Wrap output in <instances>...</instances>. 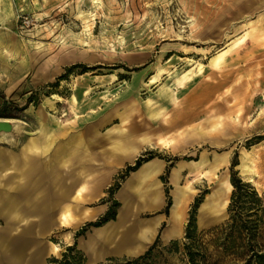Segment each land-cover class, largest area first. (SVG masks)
Segmentation results:
<instances>
[{
	"label": "rangeland",
	"instance_id": "1",
	"mask_svg": "<svg viewBox=\"0 0 264 264\" xmlns=\"http://www.w3.org/2000/svg\"><path fill=\"white\" fill-rule=\"evenodd\" d=\"M246 32V42L236 45L235 39ZM226 48L234 49L220 68L207 66L177 88L174 75L208 64ZM157 75L158 82L150 85ZM165 89L174 91V100L161 95ZM152 111L158 113L152 116ZM0 123V133L14 132L16 138L0 146L17 154L19 162L26 146L35 145L31 154L36 167L18 164V170L33 173L34 195H43L44 205L49 204L50 222L33 223L35 232L43 233L28 245L34 251L44 249L43 264L63 258L79 240H94L93 227L78 232L116 202V218L107 221L108 259L91 263L81 251L84 264H113L144 254L158 235L159 222L161 232L170 225L165 189L173 205V170L203 158L208 164L203 170L209 169L223 156L226 163L203 179L187 166L179 185L192 186L195 193L187 203L181 234L167 238L163 233L165 240L176 237L165 242L160 232L148 262L186 264L190 222L196 226V245L217 259L222 256L216 248L219 230L230 222L233 188L221 195V201L229 200L223 211L211 210L201 219L200 208L221 190L225 178L231 182L234 172L249 182L239 167L245 156L255 161L259 185L249 183L264 199V0H0ZM138 124L144 128L135 132V140L148 134L172 147L154 142L133 160L105 159L104 149L120 138L117 130ZM149 154L156 156L155 164L167 165L160 176H152L156 202L144 205L132 183L139 169L122 176L128 165ZM59 182L66 189L83 185L81 199L67 202L78 211L80 205L102 209L97 217L76 228L62 226L58 213L63 202L56 206L54 200ZM142 222L151 226L149 240L135 236L128 241ZM100 256L96 249L91 259Z\"/></svg>",
	"mask_w": 264,
	"mask_h": 264
},
{
	"label": "crops",
	"instance_id": "2",
	"mask_svg": "<svg viewBox=\"0 0 264 264\" xmlns=\"http://www.w3.org/2000/svg\"><path fill=\"white\" fill-rule=\"evenodd\" d=\"M226 49H228L229 53H227V57L225 61L219 67L215 68L211 66L210 60L206 65L208 67L215 69L220 68L226 62L228 56L230 55L231 51L234 48L232 50L231 48H226ZM139 128H144V127L140 126V124H138V126H133L131 130L130 129L127 130V134H126L127 136L119 138L120 141L121 140L126 141L127 138L128 141H130L135 147L139 148V150L131 156H126V155L114 156L113 158L115 159L116 163H120L124 160H133L146 147H151L154 144V142L156 144H165L164 146H167V142L164 139L159 138L158 140L154 141L153 138L148 134L140 135L135 140L134 134L139 130ZM112 145L113 143L111 144V146ZM28 146H26V148L24 149V153L20 162L18 161L17 154L12 153V151L8 153V151L5 150L4 147L0 146V264H43L44 249L37 247V249L34 251V247L28 245L29 242L30 243L33 242L35 234H37L36 237L39 238V235L43 233V230H41L38 233L35 232L33 223L41 222V225H43V222H50L49 204L47 201L46 206L44 205L43 195H40L38 193L36 196L34 195L33 181L32 179H29L32 178L33 173L32 172L30 173L27 170H20V171L18 170L19 165L22 168H26V166L28 165H31L33 168L36 167V164L33 160V156L31 154V152H33L34 149L30 150ZM107 150H109V148L104 149L103 151V156L105 159L110 158L108 157L109 155L108 156L104 155L107 153ZM155 162L156 159L151 160L150 162L144 163L139 168L138 172L133 176L132 179L133 189H135L136 181H138L139 178L141 179L147 178L149 180L147 182L154 183L152 181V176L158 177L165 171L167 165L165 161H164L165 164L163 165L161 164L157 165L155 164ZM224 163H226V159L223 156L216 157L215 161L211 164L209 169H205V170H203L204 167L208 166L205 158H203L199 162L190 165H187L185 163H180L173 170L172 179L176 184L178 180L177 175H179V170L182 176L183 172L187 169V166H189L190 170L193 169V171L199 172L200 177H202L200 179H203L209 176L210 174L214 173ZM181 165L182 168L180 167ZM228 182L231 184L229 179ZM145 184L146 183H143L142 186L145 187ZM59 185H61L60 182ZM154 187H156V185ZM192 188L194 189V187ZM155 190L157 192L156 188ZM174 191H173V205L171 207L170 225H168V223L166 222L168 227L167 229L161 232L160 230L163 225L161 222H159L156 229L158 235L161 232V239L163 237V233H165V237L170 238L173 236L180 235L182 231L183 222H184L183 216L185 214L186 207L183 210L182 220L180 222L173 221L172 214L174 209ZM231 191L229 192V194L231 193ZM194 193L195 192L191 194L189 200L191 199ZM72 196L73 195L71 194V197ZM71 197H69L67 200H72L74 198ZM75 198H80V197L76 196ZM67 200L63 202V205L61 204L62 207L60 208V212L58 213L62 226L76 228L86 220L95 219L98 213L102 210V209L98 210L90 206L82 207L80 205L78 211L74 209V207L71 206V203L67 202ZM189 200H187V203ZM155 202L156 201L153 202L149 200L146 201V203L145 202L144 203L140 202V203L144 205H149V204H154ZM205 202L203 203V205L205 204ZM59 204L60 203L55 205L58 206ZM108 224L110 225V223H107L103 226L92 228V231L94 230L93 235H96L94 236V240H92V238L90 237H87L86 239H83V241L81 240L77 241V248L85 254L87 260L91 263H99L108 259V257H106L107 256L106 248L108 244L111 242L109 232L107 230L109 227ZM104 228H106V230H102ZM151 230L152 229L149 223L142 222L138 224L137 230L133 231L130 234L128 241H131L135 236L143 237L146 238V240L147 239L149 240L150 238L149 235L151 233ZM68 235L69 233H66L65 236ZM158 235H156L153 241L147 245V249L156 241ZM162 240L165 242L171 241V240H165L164 237ZM58 249H59L58 245L53 244V250L57 251ZM96 249H98V255L101 256L105 255V256L103 257L100 256V258L92 260L91 258L94 257V253ZM46 252L48 254V248Z\"/></svg>",
	"mask_w": 264,
	"mask_h": 264
},
{
	"label": "trees",
	"instance_id": "3",
	"mask_svg": "<svg viewBox=\"0 0 264 264\" xmlns=\"http://www.w3.org/2000/svg\"><path fill=\"white\" fill-rule=\"evenodd\" d=\"M154 154L143 155L135 161L133 165H128L122 178L127 177L131 172L137 171L144 163L153 160ZM235 162L233 166H236ZM172 167V165L170 164ZM170 168H167V173ZM164 184H167V177L162 176ZM233 192L229 205L230 222L219 230L221 242L216 244V248L220 247L222 256L214 259L213 253L209 254V249L196 245L194 222H190L186 238L191 239L190 244L185 245L188 262L186 264H264V199L258 194L255 188L248 182L245 183L233 173L231 179ZM167 197V206L165 213L169 214L172 206V200L169 195V189H165ZM199 202V199L197 200ZM118 202L111 207L108 212L99 217L96 221L89 222L78 232L84 233L91 227H99L107 223V221L115 219L117 211L114 208ZM164 226V225H163ZM162 226V228H163ZM160 241V234L156 241L148 248V250L135 258L125 260L123 262H115L113 264H149V260ZM178 244L177 242L175 243ZM82 252L77 248V244L69 246L63 258H54L49 264H84Z\"/></svg>",
	"mask_w": 264,
	"mask_h": 264
},
{
	"label": "bare ground",
	"instance_id": "4",
	"mask_svg": "<svg viewBox=\"0 0 264 264\" xmlns=\"http://www.w3.org/2000/svg\"><path fill=\"white\" fill-rule=\"evenodd\" d=\"M99 6H100V4H99ZM246 35H248V32L244 33V35L235 39L236 40L235 44L236 45L243 44L247 39ZM227 53H228V49L219 50L210 59V65L215 67V68L219 67L225 61V59L227 57ZM195 62H197V61H195ZM193 63H194L193 60L190 59L189 64L192 65ZM206 68H207L206 64H198V66L196 67V70H189L182 75H179V74L174 75V79H175V83H176L177 88L178 89L183 88L184 85L192 82L197 76L202 74L206 70ZM157 78H158V75H157V77H154L152 80H150V82H149L150 85L156 84L158 82ZM75 82H77V81H75ZM163 82H164V80H163ZM161 95L165 98H169V99H173V100L175 99L173 90L165 89V90H163ZM52 98H54V100L56 99L57 102L62 101V97H60L58 95H54ZM73 99H74V101H76V96H74ZM157 113H156V111H152L151 115L154 116ZM0 126H4V125L2 123H0ZM15 127L16 126L14 125V128ZM9 129H11V128L8 127V130ZM117 133L120 135L121 138L127 136L126 135L127 134L126 128L118 129ZM47 135H48V137L50 136L49 134H47ZM15 140H16V138L14 137V132H2V133H0V142H7V143L13 144L15 142ZM172 145L173 144H170L167 142L168 147H172ZM34 147H35V145H33V142H31V144L28 146V148H30V150L33 149ZM138 150H139V148L135 147L130 141H128L127 138H126V141H122V140L120 141V139L118 138L115 142H113V145L111 146V148H109V150H107V153L104 155H107V156L109 155L108 157H114L116 155L131 156V155L135 154ZM180 167L182 168V165ZM239 167L242 169L243 174L248 175V181L249 182H252L256 186L259 185V183L254 180L255 173H253V171L255 168V161L251 156L243 157L242 163L239 165ZM177 178H178V180L176 183V189L174 191V209H173L172 218H173V221L180 222L182 220L183 210L186 207L187 200H189L191 194L193 192H195V190L192 188V186H187V187L183 188L179 185V181L181 179L180 170H179V175H177ZM200 178H202V177H199V179ZM147 181H149L147 178H143V179L139 178L138 181H136L135 189H137L138 192H140L139 203L140 202L146 203V201H149V200L154 202L157 200V192L155 190L154 183H149ZM143 183H146L145 187L142 186ZM56 186L58 188V191L55 193V196H54L55 204L62 203L64 201H66L69 197H71L72 192H73L72 197H74V198L76 196L77 197L82 196L83 185L78 187L76 190L74 187H68L66 189L64 186L59 185V183H57ZM232 188H233L232 184H230L228 182V179L225 178L221 183V188H220L221 190H216L212 195H210L208 197V200L205 202V204L202 205V207L200 208V218L202 219L204 217V215L211 210H216V209L220 208L223 211L227 207L229 200H228V198H226L223 201H221L220 200L221 195L223 193H225L226 195L229 194V192L231 191ZM142 189L144 190V192H141Z\"/></svg>",
	"mask_w": 264,
	"mask_h": 264
}]
</instances>
